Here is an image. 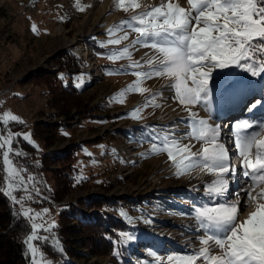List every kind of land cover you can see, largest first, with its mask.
<instances>
[{"label":"rangeland","instance_id":"rangeland-1","mask_svg":"<svg viewBox=\"0 0 264 264\" xmlns=\"http://www.w3.org/2000/svg\"><path fill=\"white\" fill-rule=\"evenodd\" d=\"M144 2L147 6H155L160 0ZM180 2L186 6L185 0ZM75 3L76 0H0V116L4 112H11L22 121L10 122L13 127L8 130L21 134L15 140L18 137L24 140L23 134H30L32 143L24 141L32 147L30 153L34 155L33 163L37 167H42L39 156L43 152L52 154L53 151L55 157H61L72 145H76L72 150L71 177L72 182L77 185L72 189L64 188L63 178L58 179L57 176L55 179V174L49 171L63 170L65 164L60 161L48 163L45 171L30 174L35 183L40 182L45 186V182L51 186V190L57 187L58 193L61 192L58 200L42 195L48 202L42 204L31 195L32 199L22 201V207L1 191L15 211L28 223L29 231L24 237V243L32 231L31 221L22 214L24 210L31 209L33 215L41 213L42 221L46 222L44 226L47 227L53 221L56 225L58 212L64 209L66 231L63 234L68 246L76 252L86 253L90 246L85 240H76L82 234L76 231L78 222L73 217L74 213L87 215L106 211L126 225L127 229H117V235L128 232L135 236L126 245L119 246V256L96 253L85 257L65 254L53 230H41L39 235L47 236V241L39 240L34 243L38 246V242L48 243L72 264H149L153 260L149 254L152 251L163 255L191 250L178 245L177 236L169 232L174 225L182 231L184 221L188 218L193 220L188 213L191 211L192 202L199 197L183 186L172 184L187 175L176 176V170L166 154H148L151 143L142 139L145 126H155L158 129L176 127L177 135H182L187 129L179 122L181 118L187 117V113L171 98L173 92L165 87L167 81L163 79L144 82L142 86L148 88L149 93L129 94L124 103L111 102L112 97L136 78L130 74L131 70L128 74H108L120 69L122 65L126 66L128 61H109L106 58L109 53L106 48H123L135 38V34L121 45L101 47V43L109 38L108 28L132 13L114 10L113 0H80L82 5L87 6L84 11L77 10ZM100 4L108 6L107 11L103 12ZM33 25L36 26V31L32 30ZM62 36L67 42L74 39V45L65 46ZM75 47L80 51H76ZM150 51L139 48L133 52L132 58L140 60ZM61 54L71 56L78 63V69L71 67V71L58 73L54 82L64 86L70 84L79 90L77 97L82 108L77 110L69 106L66 110L68 115H59L56 110L57 107L70 103L71 96L53 94V104L49 107L46 105V86L38 82L41 78L44 79L43 76L56 70ZM228 73L235 75L229 76L219 91L214 87L209 122L220 124L230 114L249 120L264 118V110L254 118L242 116L243 107L250 98L256 96L263 101L264 80L239 69H218L214 72L217 83ZM80 76H83L84 82L78 88L76 84ZM157 83L158 86H155ZM230 90L232 94L229 93ZM156 91L163 93L164 98L158 100L161 107H146L142 111V119L131 118L129 113L142 105L151 92ZM239 104L238 111L232 113L234 109L231 107L236 109ZM257 109H261L260 106ZM194 111H199L201 117L209 116L208 112L199 107ZM33 123L36 136L31 132ZM56 124L59 125L55 130ZM196 147L199 148L200 145L197 144ZM228 147L232 149V146ZM13 149L27 153L19 147ZM0 176L3 187L2 168ZM29 189L28 192L32 193ZM28 192L19 190L13 195L20 199L29 195ZM34 194L39 198L41 196ZM93 199H117L120 206L108 211L100 206H91ZM44 209H48L47 214H43ZM247 211L250 209L247 208L245 212ZM42 221L37 219L36 223ZM26 245L25 243L24 253L27 264H31V255ZM119 257L121 262L118 261ZM44 258L51 264H60V259H52L46 255Z\"/></svg>","mask_w":264,"mask_h":264},{"label":"snow or ice","instance_id":"snow-or-ice-1","mask_svg":"<svg viewBox=\"0 0 264 264\" xmlns=\"http://www.w3.org/2000/svg\"><path fill=\"white\" fill-rule=\"evenodd\" d=\"M185 4L180 0H160L155 6L145 7L141 0H113L114 10L132 15L108 28L109 38L101 43V47L121 45L135 34L130 43L106 55L113 63L128 61L108 74H128L131 70L136 78L111 102L124 103L129 94L149 93L142 86L144 82L163 79L167 81L165 87L173 92L171 98L187 113L179 122L187 129L182 135H177L176 127H144L142 139L151 143L148 154H166L178 177L190 176L197 170L212 177L188 213L201 233L197 236L199 247L163 255L152 251L149 264H264V118L241 119L232 125L230 142L234 149L222 140L221 125L209 122L214 87L219 91L229 76L235 75L224 74L217 83L216 70L239 69L264 80V0H185ZM75 7L84 11L87 6L76 0ZM32 30H37L35 25ZM139 48L151 51L134 60L133 52ZM78 79L79 88L84 80L83 76ZM163 98L162 92H151L129 115L142 119L143 109L160 108L158 100ZM258 106L264 110L261 100L247 110L251 112ZM197 107L209 116L201 117L199 111H194ZM10 122L22 121L11 112L0 116V168L4 172L0 191L23 207L22 201L32 199L31 194L17 199L13 193L28 192L27 184L34 178L25 177L26 169L17 167L11 158L24 153L13 149L15 138L21 134L7 129ZM23 139L32 143L30 134H23ZM230 152L239 157V170L231 162ZM234 184L243 186L232 189ZM193 191L198 189L194 186ZM242 194L246 196L243 203ZM249 204L254 209L241 220ZM47 212L43 210V214ZM22 214L31 221L32 231L25 240L31 264H51L34 241H47L48 237L39 232H50L55 222L45 227L41 213L33 215L31 209H26ZM37 219L42 222L36 223ZM133 239L131 233H118L113 240L117 245L113 254L119 256V246Z\"/></svg>","mask_w":264,"mask_h":264},{"label":"trees","instance_id":"trees-1","mask_svg":"<svg viewBox=\"0 0 264 264\" xmlns=\"http://www.w3.org/2000/svg\"><path fill=\"white\" fill-rule=\"evenodd\" d=\"M96 49L95 46H92ZM78 63L74 58L67 54H61L56 65V70L50 72L47 76H43L38 82H42L46 87L48 99L46 102L47 106H51L53 104L52 96L53 94H61V95H69L72 100L70 103L67 102L63 107H57V113L60 115H68L69 113L66 111L69 106L80 110L82 106L80 105L79 99L77 97L78 89L67 84L66 86L59 84H55L56 76L60 72L71 71L70 68H76ZM83 113V112H81ZM79 113V114H81ZM59 124L55 125V130ZM9 127H13L9 124ZM31 132L33 136L37 135V132L34 128V123L31 127ZM45 145V144H44ZM76 145H72L68 151L62 154L61 157H55L56 154H49L48 152H43L39 156V160L42 164V167H37L34 165V155L30 153L32 151V147L27 144L24 140L19 137L14 141L13 147H19L26 151L27 153L21 156H12L13 162L19 168L26 169L23 173L25 177L29 176L32 173L40 172L42 170H47L48 163L53 161H60L65 164L63 170L55 171L49 170L51 173H54L57 179L60 177L64 180V188L72 189L77 183L72 182L71 177V160L73 158L72 150ZM1 178V176H0ZM42 185L40 182H28L27 186L29 193L33 195L36 199H38L42 204H48L46 198L42 195H45L51 200H58L61 196V192L58 193L57 187H53L51 190V186H48L45 182ZM56 186V184H55ZM1 187V180H0ZM35 189V190H33ZM34 191V192H33ZM40 192V193H39ZM41 194L40 198L34 194ZM0 264H27L26 255L24 253V237L29 231L28 223L20 216L15 209L12 207L9 199L0 191ZM91 206H100L108 211L114 210L115 207L120 206V201L117 199H93L91 201ZM65 210L61 209L57 215L56 227L52 230L55 236L60 240L62 251H64L67 255L74 256H85L96 253H107L114 256V250H117V245L113 243V240L117 238V229H127L126 225L121 221L115 219L106 211L104 212H93L87 215H81L79 213H74L73 217L78 222V231L81 233V238L76 240H85L88 242L90 248L86 253H80L72 250L68 244L65 235L63 234L66 231L65 221L66 217L64 215ZM39 247L44 255L50 257L52 259H60V264H72L67 261L61 252L55 250L46 242H38Z\"/></svg>","mask_w":264,"mask_h":264},{"label":"bare ground","instance_id":"bare-ground-1","mask_svg":"<svg viewBox=\"0 0 264 264\" xmlns=\"http://www.w3.org/2000/svg\"><path fill=\"white\" fill-rule=\"evenodd\" d=\"M141 2H142V4L145 7H147V5H145L144 0H141ZM95 5H98V4L95 3ZM100 7L102 8L103 12L107 11V7L108 6H104L103 4H100ZM106 20L107 19H105V21ZM83 23H86V21H84ZM59 32H60V29H59ZM60 34H61V32H60ZM62 39H64L63 36H62ZM74 43H75L74 39L70 40L68 42H67V40L64 39V43L63 44L65 46H69V45L73 46ZM78 47H75L74 49L79 52L80 50H78ZM229 93L232 94V91L230 90ZM256 100H260V99L256 98V96H255L254 99H251L249 101V104L251 102H255ZM261 103L264 104V98H263V101H261ZM230 105H233V103H230ZM240 105L241 104L237 105L236 109L234 108V106H232L231 108L234 109V110H232V113H236L238 111ZM261 111H262V109H253L251 112H249L248 117L249 118H252V117L254 118L257 115H259L261 113ZM243 115L244 114L242 113V116ZM228 120L229 119H227V121ZM239 120H241V116L240 115H239ZM211 179H212L211 176L205 175L204 173H202V172H200L198 170V171L193 172L190 176L187 175V176H185L183 178H180L178 181L172 182V184H174L175 186H179V185L183 186L186 189L190 190L192 194H194L195 196L201 198L203 196L204 184L207 181L211 180ZM194 186H195V188L198 189V191H193V187ZM242 186H243L242 184H235V185H232V189H236V188H239V187H242ZM256 191H259V189H257ZM245 198H246V196L244 194H242V201H241L242 203H243V200ZM232 199H235V197L233 196ZM262 202H264V201H262ZM248 208L250 209V211L245 212L244 215L240 217L241 220H243L245 218V216L254 209V205L249 204ZM181 225H182V223H181ZM195 225H194V221L191 220L190 218H188V220L184 221V224L182 225V231H181V229L180 230L177 229L176 226L174 225V226H171V229H173V230L170 231L169 233H171L172 235H176L177 236V240L179 241V243H177L178 245L184 246L186 248L188 247L189 249H193V247H198L197 236L201 234L200 232H198L196 230ZM175 229H177V230H175ZM189 229H191V230H189Z\"/></svg>","mask_w":264,"mask_h":264},{"label":"crops","instance_id":"crops-1","mask_svg":"<svg viewBox=\"0 0 264 264\" xmlns=\"http://www.w3.org/2000/svg\"><path fill=\"white\" fill-rule=\"evenodd\" d=\"M93 46H95V45H93ZM96 49H97V47H96ZM102 49H104V48H102ZM106 49H108L109 52L111 51V48H106ZM104 50H105V49H104ZM119 64H120V63H119ZM119 64H118V65H119ZM103 67H105V66H103ZM154 80H155V79H154ZM155 86H158V83H157ZM156 88H157V87H155V89H156ZM155 89H154V90H155ZM106 94H108V92H107Z\"/></svg>","mask_w":264,"mask_h":264},{"label":"built area","instance_id":"built-area-1","mask_svg":"<svg viewBox=\"0 0 264 264\" xmlns=\"http://www.w3.org/2000/svg\"><path fill=\"white\" fill-rule=\"evenodd\" d=\"M10 127H9V125L7 126V129H9ZM25 244V243H24ZM27 246V245H26ZM29 263H30V260H29Z\"/></svg>","mask_w":264,"mask_h":264},{"label":"water","instance_id":"water-1","mask_svg":"<svg viewBox=\"0 0 264 264\" xmlns=\"http://www.w3.org/2000/svg\"><path fill=\"white\" fill-rule=\"evenodd\" d=\"M34 192V191H33Z\"/></svg>","mask_w":264,"mask_h":264}]
</instances>
